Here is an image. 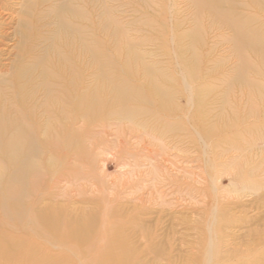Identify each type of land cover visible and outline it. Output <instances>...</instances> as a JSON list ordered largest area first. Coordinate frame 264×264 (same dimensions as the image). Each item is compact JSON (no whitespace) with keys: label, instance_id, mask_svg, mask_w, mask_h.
Segmentation results:
<instances>
[{"label":"rangeland","instance_id":"1","mask_svg":"<svg viewBox=\"0 0 264 264\" xmlns=\"http://www.w3.org/2000/svg\"><path fill=\"white\" fill-rule=\"evenodd\" d=\"M62 1L35 0L36 14L25 18L26 0L9 1L16 5L10 32L26 20L38 35L35 53L46 52V39L57 34L60 53L76 63L78 32L50 13ZM76 7L82 15L65 9L59 17L82 24L88 47L109 56L102 71L82 55L88 92L104 112L77 126L85 137L79 150L56 151L54 165L50 156L39 158L43 171L30 178L28 200L37 194L38 209L70 219L100 248L112 224L129 264H264V49L237 50L230 16L213 13L232 7L233 22L245 17L244 31L264 47V0H82ZM242 56L244 75L258 81L253 88L231 81ZM111 83L143 95L138 110L132 100L127 105L136 123L116 119L126 117L115 112ZM155 85L168 99L155 95ZM247 169L252 175L243 177ZM18 189L0 181V200L19 198ZM210 246L218 258L208 263ZM66 250L55 246L49 254Z\"/></svg>","mask_w":264,"mask_h":264},{"label":"bare ground","instance_id":"2","mask_svg":"<svg viewBox=\"0 0 264 264\" xmlns=\"http://www.w3.org/2000/svg\"><path fill=\"white\" fill-rule=\"evenodd\" d=\"M9 1L11 0H0V169L7 170L6 176L0 175V181L7 183V187L18 184L20 196L0 200L2 212L0 240L5 242L0 241L2 243H0V264H129L131 258L123 252L119 253L120 250L116 247L112 224H104L106 225L103 230L105 235L102 244L100 243L103 248H100V245L95 246V240L89 239L90 235L87 234L89 231L81 232L75 228L70 219L56 218L57 216L53 215L54 211L46 207L38 209L41 198L36 194L28 200L29 195L26 191L30 178L36 180L43 171L39 158L43 155L50 156L51 163L55 164L56 151L59 150L58 153L63 151L62 153L68 155L71 150H79L83 146L85 137L82 126H77L89 119L90 115L97 114V111L104 112V110L100 111L101 107L97 104L98 95L91 96L88 92V86L85 83L87 65L83 62V56L90 54L93 64L102 71H105L106 67V61L103 59L107 60L109 56L99 45L88 47L82 24L67 22L59 17V11L65 9L72 17L82 15L76 7L82 0H70L75 5H71L69 0H63L58 8L50 12L51 15H58L57 21L60 26L78 32L80 56L78 58L74 55V58H77L76 63L67 58L64 52L60 53L57 34L46 39L48 42L46 52L35 53L34 41L38 35L35 32L31 33L26 20L19 23L18 32L14 30L10 32L14 14L13 6L16 5ZM49 1L41 0L39 4L42 6ZM213 1L218 5L222 4L223 0ZM250 1L257 4L262 2V0ZM26 2L28 5L27 9L23 10L24 18L29 14V10L35 15L34 10L37 8L35 0H26ZM231 8L221 10L218 7L213 13L218 19L227 14L230 16L229 24L231 31L235 34L236 49L247 47L253 49L252 51L263 50L262 43L244 31L242 22L246 19L245 17L233 22L232 18L236 12ZM117 33V28H114L112 36L117 37ZM242 33L244 38L241 36ZM96 43L99 42L96 41ZM12 49L14 57L11 56ZM240 62L241 70L236 71V77H232L231 81L237 80L242 86L250 88L259 85L258 81L244 75L246 71L242 68L248 63L247 59L242 56ZM247 67L252 68L249 65ZM144 69L153 80L154 73L151 69L147 66ZM5 73H7L6 77L1 76ZM111 85L112 103L116 105L115 112L119 116L126 117L116 119L125 120L130 124L136 123V119L133 118L134 113L127 114V105L132 100V105L135 104L132 108L138 110V106L144 101L141 97L143 95L125 85L120 86L117 83H111ZM158 87L154 86L155 95H158L160 99L162 97L164 100L168 99V94L163 87ZM131 116L132 119H128ZM251 175V170L242 173L243 177ZM252 183L256 185L253 180ZM10 200L13 202L11 203ZM22 202L27 204L24 205ZM55 246L66 247L70 249L68 252H71L72 248L77 251L70 254L66 250L52 256L49 251ZM212 251L210 246L206 257L208 263L212 259L217 261L218 256L211 255ZM194 259L199 257L194 256ZM225 262L227 261H223V264ZM210 264H216V262Z\"/></svg>","mask_w":264,"mask_h":264}]
</instances>
